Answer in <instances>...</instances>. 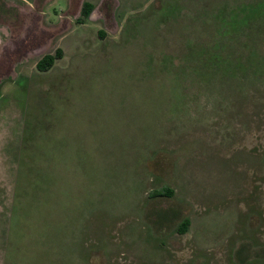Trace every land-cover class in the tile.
<instances>
[{
	"label": "rangeland",
	"instance_id": "1",
	"mask_svg": "<svg viewBox=\"0 0 264 264\" xmlns=\"http://www.w3.org/2000/svg\"><path fill=\"white\" fill-rule=\"evenodd\" d=\"M0 264H264V0H0Z\"/></svg>",
	"mask_w": 264,
	"mask_h": 264
},
{
	"label": "trees",
	"instance_id": "2",
	"mask_svg": "<svg viewBox=\"0 0 264 264\" xmlns=\"http://www.w3.org/2000/svg\"><path fill=\"white\" fill-rule=\"evenodd\" d=\"M93 11H94V5L92 3L85 2L82 6L81 19H80L79 23H82V22L88 20L91 17ZM62 56H63V54L60 50H58L55 54L44 55L37 62V70L39 72L50 71L55 66L56 61L58 59L62 58ZM173 195H174V191L172 189L165 188L164 193H162L159 196H167V197L170 196L171 197ZM12 221H13V219H12ZM189 227H190V221L188 219H186L180 225V227L178 229L179 234H186L189 230Z\"/></svg>",
	"mask_w": 264,
	"mask_h": 264
}]
</instances>
